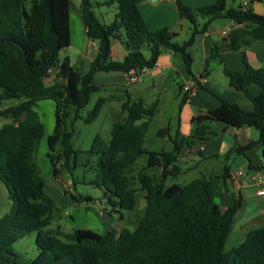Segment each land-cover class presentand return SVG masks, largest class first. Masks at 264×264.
<instances>
[{
	"label": "trees",
	"instance_id": "16d2710c",
	"mask_svg": "<svg viewBox=\"0 0 264 264\" xmlns=\"http://www.w3.org/2000/svg\"><path fill=\"white\" fill-rule=\"evenodd\" d=\"M142 0H106L100 6L115 5L117 12L110 24L95 14L91 0H81L80 12L89 40L97 43L96 57L87 74L75 69L71 60L61 59L71 46V0H0V117L12 122L0 128V181L5 184L12 201L10 211L0 219V258L12 264H24L14 245L36 233L38 254L25 264H264V226L251 230L245 241L226 251L235 219L243 206L241 199L223 211L218 201V188L213 177L198 178L186 185L173 183L182 170L178 156L187 141L174 140L171 152H154L145 148L150 123L156 113L144 101L124 104V122L113 125L111 140L97 134L89 155L94 158L92 170L96 178L90 184L102 190L110 216L134 211L141 191L145 192L146 208L138 227L131 231L110 230L106 234L91 229L64 232L53 228L61 209L48 194L35 155L45 133V126L36 111L38 102L55 103V127L48 139L53 175L59 178L61 168L75 169L78 151L73 138L75 124L82 119L81 111L99 91L93 85L100 73L152 69L164 50L179 53L192 74L189 49L198 35L207 32L218 19H229L243 25L221 43L215 44L207 60L220 59L222 52H236L264 40V15L252 8L256 0L238 5L228 0L190 8L176 0L178 16L190 22L191 36L184 43L174 42L178 34L169 28L148 29L140 3ZM122 40L128 54L122 61L111 59L113 40ZM148 48L150 57L143 53ZM220 62L222 63L221 59ZM229 86L244 93L254 110H243L237 104L222 101L218 109L193 119L195 137H203L210 123L228 127L254 128L259 139L231 148L225 159L243 156L250 168L264 170V68L247 65L242 72L224 68ZM256 85L253 95L249 87ZM10 100H22L19 105L4 107ZM103 101H98L84 121L93 123L100 115ZM169 128L159 135L168 134ZM188 143V142H187ZM262 145V163L251 165L247 151ZM143 156L147 164L137 177L131 172ZM161 172L150 175L151 169ZM228 170V169H227ZM135 183L139 186L136 187ZM77 204L91 203V196L65 192Z\"/></svg>",
	"mask_w": 264,
	"mask_h": 264
},
{
	"label": "crops",
	"instance_id": "0c3cea01",
	"mask_svg": "<svg viewBox=\"0 0 264 264\" xmlns=\"http://www.w3.org/2000/svg\"><path fill=\"white\" fill-rule=\"evenodd\" d=\"M180 1L190 8L206 7L217 2V0ZM251 5L257 14L264 15V0H256ZM72 6L73 0H71V37L73 29ZM140 9L144 21L151 31L169 28L177 34L184 29H188L190 34L192 33V26L189 28L186 24L187 20H181L178 16L176 0H142ZM78 13L80 18H77L75 25L80 39L71 38V46L67 53L61 54V59L68 57L72 66L80 74L85 75L88 73L97 51L87 48L89 39L86 35L80 8ZM110 20L111 23L114 19ZM221 21V24L217 25H213V22L206 33L198 35L194 45L189 49L192 58V74H189L183 56L170 50H164L155 67L135 84H129L128 76L125 73H98L94 77L93 85L99 88V91L94 95H97V102L102 100L104 103L99 117L93 123L100 118L103 119V131L99 133L103 137L105 131L112 130L115 123L124 122L127 119V113L123 110L124 104L127 102L142 99L147 108L154 106L156 113L150 123L145 148L154 152H171L174 149V140L187 141L188 143L186 142L182 148L176 164L182 170L181 175L192 173L194 170L206 166V176L202 177L211 176L216 181L219 193L218 201L223 211H226L234 200L241 199L243 201V206L238 212L240 217L242 216L240 222L244 224L241 226L243 229V227H247L246 223L250 228L256 221L264 218V196L258 194L262 184L257 181L260 175H264V170L250 168L249 162L243 156H234L230 161H227L225 157L234 146L258 140L259 132L254 128L236 129L213 122L209 124L210 130L204 137L203 135L195 137L193 119L218 109L222 101L237 104L246 111L254 110L251 100L244 93L233 90L229 86V81V87L222 90L212 72L221 69L224 74V68H227L231 72L242 73L247 69V65L255 69L264 68V40H256L251 46L236 52H222L220 54L222 63L220 59H217L218 67L212 71L211 60L209 64L207 63L212 47L228 38V36H224V32L228 31L230 34L243 26L225 18ZM214 33L221 40L216 41L213 37ZM127 54L128 50L123 41L113 40L111 59L122 61ZM190 84L191 91H185V86ZM249 91L253 95H257L259 88L252 85L249 87ZM165 128H169L170 132L159 135L158 132ZM154 132L160 139L157 136H150ZM262 147V145H258L246 153L254 167L260 166L262 163ZM89 150L86 152L88 153ZM151 170L156 173L161 172V168ZM140 195L144 198L145 192L141 191ZM92 204L93 202L82 205L90 208L93 206ZM11 207L10 193L5 184L0 181V219L10 211ZM102 214L100 212V217L104 216ZM0 264L12 263L0 258Z\"/></svg>",
	"mask_w": 264,
	"mask_h": 264
},
{
	"label": "rangeland",
	"instance_id": "374dc122",
	"mask_svg": "<svg viewBox=\"0 0 264 264\" xmlns=\"http://www.w3.org/2000/svg\"><path fill=\"white\" fill-rule=\"evenodd\" d=\"M91 1H93L94 3V11L97 17L103 23L109 24L111 21L110 19H114V15L117 12L116 6L99 5V3H102L106 0ZM240 2L241 0H229V3L234 5H238ZM80 4L81 0H73L72 37L75 40L80 39L75 25V21L77 20V18H80L78 13ZM221 22V19L215 20L213 25L221 24ZM186 24L189 26V28L191 27L189 21H186ZM180 33L178 34V37L174 39V42L182 44L190 38L191 34L190 30L188 29H184V31ZM213 37L216 41L221 40V38H219L215 33ZM221 42L222 40L220 41V43ZM67 50L63 51L62 55L67 53ZM143 53L147 57H150V52L148 48H144ZM210 64L211 70L213 71L216 67H218L217 59L211 60ZM219 68L221 67L219 66ZM212 74L221 86L222 90L224 88L229 87L228 78L223 74L221 69L213 71ZM21 102L22 100H10L4 102L3 106H16L19 105ZM96 102L97 95H93L89 105L81 111L82 119L78 120L74 127L75 135L73 143L75 149L78 151V166L75 169H71V172L67 168L62 167L61 176L59 178L54 177L51 163L48 159V153L50 152L48 139L53 133L55 127V103L53 101H40L38 102L37 107L35 108L45 126V133L43 135V138L39 142L35 155L36 163L39 167L41 175L47 183L48 194L55 200L56 206L62 211L60 216H55L52 227L55 228L61 226L62 230L67 233L72 232L75 229H91L93 231H98L102 234H106L110 230H116L117 232H120L122 229L125 228L134 231L144 217V215L142 216V213L145 211L146 201L143 196L139 193L136 210L123 211V218L121 219L118 214H113L112 216H109V213L105 212V209L111 210V207L107 205V201L103 196L102 190L95 188L90 184V182L96 178V173L94 170H92L94 158H90V155H88L86 151L90 149L93 138L97 134L101 133V131H103V119L100 118L98 121L91 124L86 123L84 119H86L88 114L94 109ZM11 122V119L0 117V128L3 125ZM246 130H248V128H246ZM111 131L112 130L109 129L107 132H103V138L106 141L110 140ZM150 136L156 137V132L150 134ZM158 139H160V137ZM147 160L148 157L143 156V158H141V160L139 161L138 165L135 166L134 170H132V172L130 173L131 176L137 177L140 171L143 170V168L146 166ZM205 171L206 166L196 169L192 173L182 174L178 178L170 179L168 185H171L173 183L186 185L194 181L195 179L202 177L203 175L206 176ZM148 173L150 175H154V173L156 172L153 170H149ZM135 186L138 187L139 185L135 183ZM74 190L78 194H82L84 196H91L94 200L92 204L93 206L90 208L87 206L84 207L82 204H77L73 202L70 196L65 194V192L72 193ZM100 212L103 213V217H100ZM241 217L240 214H238L237 218L235 219L233 231L226 244V251H230L234 247L242 244L251 229L254 230L264 226V218H261L259 221H256L250 228L248 226V223H246L245 226L247 227H243L242 229L241 226H243L244 224L240 222ZM14 249L16 252L21 254V261L24 264L35 259L38 254V249L36 245V233H33L16 243L14 245Z\"/></svg>",
	"mask_w": 264,
	"mask_h": 264
},
{
	"label": "built area",
	"instance_id": "2783aa9c",
	"mask_svg": "<svg viewBox=\"0 0 264 264\" xmlns=\"http://www.w3.org/2000/svg\"><path fill=\"white\" fill-rule=\"evenodd\" d=\"M248 3H249V0L244 1L245 5ZM224 36L225 37L229 36V32L228 31L224 32ZM97 47L98 46H97V43L95 41L89 40V43L87 45V48L89 50H97ZM149 70H150L149 68H144V69H141L140 71L132 70L129 74H127L129 84H135V83L140 82L143 79L144 75L147 72H149ZM184 90L188 91V92L191 91V84L188 86H185ZM257 181L259 184H262V187L259 189L258 194L260 196H264V175H260L257 178Z\"/></svg>",
	"mask_w": 264,
	"mask_h": 264
}]
</instances>
